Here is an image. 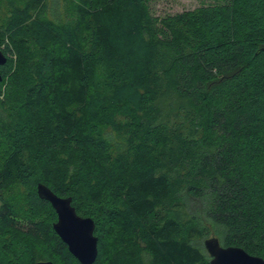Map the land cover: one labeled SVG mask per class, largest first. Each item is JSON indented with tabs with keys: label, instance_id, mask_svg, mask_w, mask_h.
I'll list each match as a JSON object with an SVG mask.
<instances>
[{
	"label": "trees",
	"instance_id": "16d2710c",
	"mask_svg": "<svg viewBox=\"0 0 264 264\" xmlns=\"http://www.w3.org/2000/svg\"><path fill=\"white\" fill-rule=\"evenodd\" d=\"M49 1L0 0V264H81L39 183L95 220L93 264H210V229L264 258V0Z\"/></svg>",
	"mask_w": 264,
	"mask_h": 264
},
{
	"label": "water",
	"instance_id": "95a60500",
	"mask_svg": "<svg viewBox=\"0 0 264 264\" xmlns=\"http://www.w3.org/2000/svg\"><path fill=\"white\" fill-rule=\"evenodd\" d=\"M8 57L0 49V82L3 80L1 67ZM38 195L49 201L57 212L54 229L68 245L70 252L81 264H93L99 255V238L95 234L96 223L92 217L78 214L72 204L71 196H60L48 185L39 183ZM204 247L211 255L210 264H264V258L252 255L240 246H224L216 236L204 240ZM34 264V263H33ZM35 264H55L52 261H40Z\"/></svg>",
	"mask_w": 264,
	"mask_h": 264
},
{
	"label": "rangeland",
	"instance_id": "374dc122",
	"mask_svg": "<svg viewBox=\"0 0 264 264\" xmlns=\"http://www.w3.org/2000/svg\"><path fill=\"white\" fill-rule=\"evenodd\" d=\"M225 0H151L150 9L153 14L157 16H164L166 14H175L185 10H191L203 4L224 2ZM49 16L56 20L69 21L73 18L67 0H50L49 1ZM206 223V222H205ZM208 226V225H207ZM214 235L213 230L210 229L208 235L203 239ZM46 254V253H41ZM48 259V255L44 256Z\"/></svg>",
	"mask_w": 264,
	"mask_h": 264
}]
</instances>
